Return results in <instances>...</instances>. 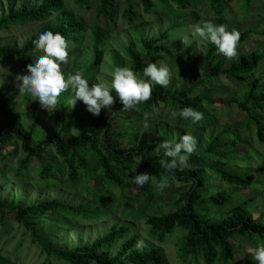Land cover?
<instances>
[{
	"label": "rangeland",
	"instance_id": "rangeland-1",
	"mask_svg": "<svg viewBox=\"0 0 264 264\" xmlns=\"http://www.w3.org/2000/svg\"><path fill=\"white\" fill-rule=\"evenodd\" d=\"M21 0H0V16L6 14L8 6H19ZM70 0H65L70 9ZM137 13V18L130 24L121 17L124 3L117 0V15L113 22L96 19L94 9L97 1L85 8L79 16L87 22V29L82 38V45L74 49L68 44L69 55L67 62L62 65L65 74L83 71L91 83L99 80L110 83L117 67H131L129 50L144 56L145 50L142 40L156 41L167 51L157 55V60L150 58V62L167 63L171 71L170 84L167 86L170 92L177 90H191V96H200L203 99L202 108L208 116L203 122L188 127L178 116L173 117V111H177L170 103L151 106V114L145 115L139 111L123 109L122 115L113 121V128L107 135L113 144L121 143L122 148L136 147L141 141H149L154 144V153L157 146L165 140L177 142L182 134L191 132L197 138V150L203 151L211 139L218 137L216 145L227 144L219 150L220 154L228 153V170L234 173L248 172L253 181L250 188L233 187L226 185L206 169V187L202 190L206 195V201L210 202L211 193L216 190L230 192L232 200L225 207H206V218L214 222L227 216L229 211L239 204L246 205L254 220L264 224V146L257 142L254 127L249 130L246 126L247 114L241 109L228 105L231 98L239 99L247 88V82L241 83L228 80L225 77L207 78L210 67L214 62H220L223 68H227L235 62L239 55L252 51H260L264 47V35H250L240 46L238 54L231 60L222 54L215 53L216 60L209 61L205 52L210 42L199 37L194 31V26L204 21L214 24L226 25V30L231 31L235 24L238 30L253 29L256 33L264 31V0H254L251 6L244 11L243 0H226L228 9L220 17L208 10L207 3L199 2L192 10L194 15L188 16L173 5L171 0H153V13L144 14L137 0H132ZM167 5H164V4ZM163 4L165 8L161 6ZM173 8L176 10H173ZM180 10V9H179ZM189 12V11H187ZM41 24H27L13 27L10 30L0 32V45L11 44L21 46L33 33L37 32ZM95 28L105 31L106 39L102 48L105 49L103 61L98 67H92L93 55L91 54V32ZM236 30V29H235ZM165 33H167L165 35ZM164 35L162 39L160 36ZM159 39V40H158ZM183 40H186L185 44ZM43 54V53H42ZM193 71L195 77L193 78ZM143 71L139 74L142 75ZM17 74H24L17 62L0 61V104L5 103L12 107L13 114L18 116L0 118V129H5V122L11 121L15 126L29 131L33 136V143H37L52 132H57L62 138L74 136L83 131L91 133L96 124H103L97 115L90 113L82 101H77L75 107H71V90L61 94L60 102L54 111L42 108L39 100L31 93L20 91L16 79ZM260 78L259 90L264 92V61H262L253 75L248 80ZM201 84L196 85L195 84ZM155 85V84H154ZM153 85V86H154ZM115 90H112L114 95ZM104 117L109 109L105 108ZM178 112V111H177ZM250 113L264 118V112L250 108ZM130 116L129 119H124ZM264 124V123H263ZM222 132H225L222 134ZM16 149L6 160L0 159V259L8 264H65L46 258L40 253V249L31 241V233L22 224L15 221L17 207H25L47 200H57L68 205L99 206L105 213L104 216L94 221H78L69 223L68 220L59 219L55 215L47 214L43 217H28L27 221L38 237L56 248L70 249L88 244L98 238L102 233L109 231L114 224L125 223L132 226L129 236H136L138 240H148L145 232L147 227L144 221L148 216L171 213L177 209L174 203L188 189V184L178 183L170 179L167 187L160 189L161 179L152 176L146 184L147 196L141 198L137 192L140 187L131 182L124 196L130 201L134 211L130 215H124V204L118 207V198L121 191L109 189V195H102V180L87 179L81 176L78 181L71 184L67 181V171H63L57 179L42 182L37 177L38 163L32 159L22 171H17L18 162L23 157L19 144L0 146V155L10 153ZM163 150V149H160ZM159 150V151H160ZM54 150L50 149L43 156L44 163L55 160ZM216 167H222L225 162L219 159H211ZM198 163H188L182 170L199 168ZM152 175V174H151ZM100 201H103L102 203ZM136 210V211H135ZM184 234L175 231L168 236L164 243L159 244L169 264H181L177 255V245L183 239ZM234 249V258L229 262L218 261L215 264H257L251 258V248L261 243L245 241L237 238L231 241ZM194 264H204L199 258Z\"/></svg>",
	"mask_w": 264,
	"mask_h": 264
},
{
	"label": "trees",
	"instance_id": "trees-1",
	"mask_svg": "<svg viewBox=\"0 0 264 264\" xmlns=\"http://www.w3.org/2000/svg\"><path fill=\"white\" fill-rule=\"evenodd\" d=\"M97 1L94 9V17L103 21L113 22L117 15V0H70L69 9L65 0H21L19 6L14 8L8 6L6 14L0 16V32L10 30L13 27L27 24H41L37 32L31 34L21 46L5 44L0 45V61L17 62L24 73L27 72V64L35 62L38 55L43 50L35 49L32 41L36 39L40 32L51 30L53 33H62L68 44L74 49L81 47L82 38L87 29V22L79 16L85 8ZM144 14L153 13V0H137ZM173 5L185 15L192 16V10L199 2L207 3L208 10L215 16L220 17L228 9L226 0H171ZM254 0H243V10L251 6ZM124 8L121 17L128 23H132L137 18V13L132 0H122ZM156 5V4H155ZM164 5H167L166 3ZM163 4L161 6L165 8ZM173 10H175L173 8ZM176 11V10H175ZM189 11V12H187ZM234 28L240 33L238 46L242 45L250 35H264V31L256 33L253 29L246 31L238 30V24ZM167 33H165L166 35ZM164 35L160 36L162 39ZM105 31L95 28L91 32L90 50L93 55L92 67H98L103 61L105 49L102 48L105 41ZM158 39V40H159ZM145 50L144 56L129 50L128 55L131 60V68L139 75L146 66V60L150 58L157 60L160 55L167 50L156 43V41L142 40ZM216 46L211 42L205 52L207 60H216ZM264 61V47L260 51H252L237 57L235 62L227 68H223L220 62H214L210 67L207 78L225 77L241 83L247 82V88L239 99L231 98L228 105L232 108L241 109L247 114L246 126L249 130L254 127V134L257 142L264 146V118L257 117L250 113V108L264 112V92L259 90L260 78L248 80L249 75H253L259 64ZM195 71H193V78ZM196 85H201L195 84ZM191 90H177L170 92L167 87L155 84L152 87V96L136 107L129 109L133 112L139 111L145 115L151 114V106L170 103L177 111L191 106L204 114L202 108L203 99L200 96H191ZM116 96V93L113 95ZM122 103L118 97L116 103L112 105L107 116L101 111L98 119L103 124H96L94 131L86 133L79 131L77 135L62 138L59 133L52 132L37 143H33L32 134L11 121L5 122V129H0V146L9 144H19L23 157L18 162L17 171L25 169L30 161L34 159L38 163L37 177L42 182L54 181L63 171H67V181L74 184L83 176L87 179L102 180V195L110 192L109 189L121 191L118 198V207H122L124 215H130L134 209L130 201L124 196V191L128 189L132 182L129 178L137 173L147 172L158 179L166 178L178 183L188 184V189L180 194L174 206L177 209L171 213H164L155 216H148L144 221L147 227L145 235L148 240L144 241L142 248H138L137 237L129 236L132 226L125 223L114 224L112 228L102 233L98 238L88 244L73 247L70 249L56 248L47 244L38 237V232L28 224V217H43L52 214L59 219H66L69 223L78 221H94L102 216L104 212L99 206L68 205L57 200H47L25 207H17L15 210V221L22 224L31 233V241L40 249V253L46 258L53 259L65 264H169L165 254L159 244L165 242L168 236L175 231L184 234L183 239L177 245V255L181 264H194L197 259H201L204 264H215L218 261L224 263L233 260L234 249L231 241L242 238L245 241L264 243V224L254 220L249 208L244 204H239L229 211L220 221L214 222L206 218V207H225L232 200L230 192L216 190L211 193L210 202L205 198L202 191L206 187V169L213 172L220 181L226 185L241 188H250L253 181L248 172L234 173L228 170V153L220 154L219 150L227 144L216 145L218 137L211 139L203 151L190 156L189 162L198 163L199 168L195 169H175L169 171L159 162L164 159L163 150L154 153V144L149 141H141L136 147L124 149L121 143L113 144L107 136L113 128V121L122 117L119 113ZM12 107L5 103L0 104V118L18 116L12 115ZM188 127L192 126L191 121H185ZM125 116L124 119H129ZM204 120V119H203ZM200 121V122H203ZM199 122V123H200ZM225 132H222L224 134ZM50 149L54 150L55 160L50 163L42 161ZM16 149L10 153L0 155L2 161L11 154L16 153ZM219 159L225 162L222 167H216L210 162L211 159ZM171 159V158H168ZM1 175V173H0ZM148 188L146 184L140 187L137 194L144 198L147 196ZM109 195V194H107ZM101 203L103 201H100ZM136 211V210H135ZM1 214L4 212L0 207ZM0 264H8L0 259Z\"/></svg>",
	"mask_w": 264,
	"mask_h": 264
},
{
	"label": "clouds",
	"instance_id": "clouds-1",
	"mask_svg": "<svg viewBox=\"0 0 264 264\" xmlns=\"http://www.w3.org/2000/svg\"><path fill=\"white\" fill-rule=\"evenodd\" d=\"M194 31L205 41L216 46L218 54H222L231 60L238 54V43L240 41L239 31L226 30V25L214 24L204 21L194 26ZM184 44L186 40H183ZM35 49L43 50L35 62L27 64V72L17 74L16 79L20 81V91L31 93L39 100L42 108L54 111L60 102L61 94L71 90V107H75L77 101H82L87 110L100 115L102 109L111 110L118 97L123 104V109H132L142 102L148 101L152 96L154 84L167 87L170 84L171 71L167 63L150 62L143 68L142 75H138L131 67H117L111 82L99 80L91 83L83 71L65 74L62 65L67 62L69 55L68 42L65 36L51 30H44L32 41ZM115 90L116 96L111 93ZM179 115L185 121H191L193 125L204 119V114L187 106L178 112L173 111L172 116ZM163 149V157L159 163L169 171L183 169L188 166L190 156L197 150V138L187 132L182 134L177 142L165 140L157 146V151ZM171 158V159H168ZM152 179L147 172L137 173L129 178L135 185L143 187ZM160 189L167 187V179L162 178L159 183ZM143 240L137 241V247L142 248ZM251 258L257 264H264V243L249 250Z\"/></svg>",
	"mask_w": 264,
	"mask_h": 264
}]
</instances>
